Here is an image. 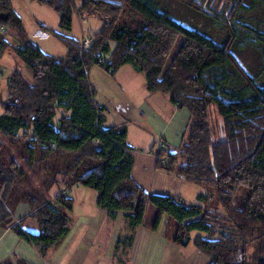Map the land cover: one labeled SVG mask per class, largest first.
I'll list each match as a JSON object with an SVG mask.
<instances>
[{
  "label": "trees",
  "instance_id": "16d2710c",
  "mask_svg": "<svg viewBox=\"0 0 264 264\" xmlns=\"http://www.w3.org/2000/svg\"><path fill=\"white\" fill-rule=\"evenodd\" d=\"M37 1L57 14L61 30H71L73 14H99L104 20L87 35L91 44L85 50L80 40L51 31L65 47L58 58L28 40L11 0H0V25L15 31L19 44L13 51L31 74L27 82L13 72L2 103L0 228L11 226L44 257L68 234L72 198L66 191L81 185L95 191V203L107 216L121 212L131 231L144 224L152 206L150 228L156 231L164 218V236L178 246H195L208 264H249L253 240L259 243L257 264H264V67L250 74L232 53L238 36L263 48L264 34L236 18L243 0H175L221 23L223 41L183 26L154 0ZM7 45L0 41V51ZM93 65L111 74L131 66L144 74L148 92L166 95L188 112L178 151L161 152L157 167L203 184L220 210L146 194L132 181L125 127H102L103 108L95 105L87 80ZM52 187L58 189L49 196ZM196 199L210 197L202 192ZM18 203L32 210L37 234L12 224ZM125 243L119 238L115 248Z\"/></svg>",
  "mask_w": 264,
  "mask_h": 264
},
{
  "label": "crops",
  "instance_id": "0c3cea01",
  "mask_svg": "<svg viewBox=\"0 0 264 264\" xmlns=\"http://www.w3.org/2000/svg\"><path fill=\"white\" fill-rule=\"evenodd\" d=\"M94 15L103 22V16ZM87 72L94 103L103 108L102 127L126 129V142L133 159L132 181L146 194L172 195L187 203L186 196L197 192L198 184L157 167L153 149L162 144L166 151H178L189 125L188 112L173 105L166 95L148 92L144 74L131 66H121L111 74L99 65H93ZM164 161L162 158L160 163ZM83 188L79 185L66 191L72 198V209L67 213L69 232L59 243L51 246L44 257L12 231L11 226L0 228V264H15L16 260L25 264L209 263V258L195 246H178L166 238L163 234L164 218L156 231L145 220L144 224L131 231L125 226L121 212L110 218L96 205L97 194ZM13 209L12 224L18 225L25 233L37 234L38 226L29 217L32 210L25 203H18ZM119 238L125 239L126 243L116 249Z\"/></svg>",
  "mask_w": 264,
  "mask_h": 264
},
{
  "label": "rangeland",
  "instance_id": "374dc122",
  "mask_svg": "<svg viewBox=\"0 0 264 264\" xmlns=\"http://www.w3.org/2000/svg\"><path fill=\"white\" fill-rule=\"evenodd\" d=\"M154 1L158 3L160 8L166 10L173 19L183 26L191 29L198 28L208 33L216 41L225 40L226 35L221 23L204 19L197 14V12L191 11L175 0ZM252 1L254 2L252 3ZM242 6L243 7L239 8L236 18L250 28H253L259 34H264V0H243ZM11 7H13L15 14L20 19L22 30L27 39L34 42L42 52L58 58H63L66 51L64 50L63 43L57 40L51 34V31L61 35L63 34L72 39L81 40L82 38H86L88 34L95 33L102 24L96 15H83L82 18L78 19L75 14H73L70 27L71 30L65 31L58 28L59 18L57 14L51 8L45 7L37 0H11ZM202 8H205V3L202 5ZM3 16L4 14L1 13L0 17ZM40 25L45 29L41 28ZM13 34H15V31L2 24L0 25V41L8 43L7 47L0 51V114L3 111L2 103L7 99L6 86L11 74L17 72L22 75L27 82L31 81V74L13 51V48L17 47L19 44ZM181 42V38L176 41L170 57L174 55V52L179 48ZM235 43L237 44L233 47L234 49L232 48V53L235 55L238 64L242 65L246 72L253 74L255 71H258L260 67H264V47L253 45L251 40L242 36H238ZM212 116L213 118H210V121L214 124L216 117H214L213 114ZM154 151H156V149H153V152ZM197 187V192L193 193L191 196H186L187 199L185 201H187L188 204H200L210 211L220 210L214 193L206 189L203 185L201 187L197 185ZM57 189L56 187H52L48 195L52 196L57 192ZM83 189L89 193H95L92 189ZM202 192L208 193L210 199L203 200L202 202L197 201V194ZM154 211L152 206H148L144 220L151 223L155 216ZM258 247V240L250 242L247 249L249 264H257L259 258V254L257 253Z\"/></svg>",
  "mask_w": 264,
  "mask_h": 264
},
{
  "label": "built area",
  "instance_id": "2783aa9c",
  "mask_svg": "<svg viewBox=\"0 0 264 264\" xmlns=\"http://www.w3.org/2000/svg\"><path fill=\"white\" fill-rule=\"evenodd\" d=\"M91 44V39L90 38H82L80 40V48L81 50H85L86 48L89 47V45ZM161 152H166V147L164 145H159L157 146L156 148V151L154 152V158H157L158 155L161 153ZM158 159V158H157Z\"/></svg>",
  "mask_w": 264,
  "mask_h": 264
}]
</instances>
